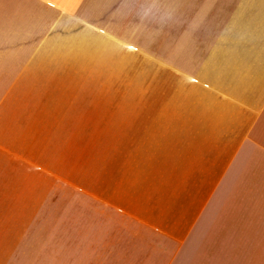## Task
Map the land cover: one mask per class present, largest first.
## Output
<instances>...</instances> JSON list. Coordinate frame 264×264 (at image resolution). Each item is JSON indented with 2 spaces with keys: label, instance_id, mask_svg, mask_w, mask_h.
Masks as SVG:
<instances>
[{
  "label": "crops",
  "instance_id": "obj_1",
  "mask_svg": "<svg viewBox=\"0 0 264 264\" xmlns=\"http://www.w3.org/2000/svg\"><path fill=\"white\" fill-rule=\"evenodd\" d=\"M113 8L0 0V252L30 234L31 192L44 197L47 77L77 75L63 61L92 60L101 40L122 44L106 37ZM218 11L211 40L176 53L167 36L166 67L134 84L143 94L112 137L133 179L56 200L21 264H264V0Z\"/></svg>",
  "mask_w": 264,
  "mask_h": 264
},
{
  "label": "rangeland",
  "instance_id": "obj_2",
  "mask_svg": "<svg viewBox=\"0 0 264 264\" xmlns=\"http://www.w3.org/2000/svg\"><path fill=\"white\" fill-rule=\"evenodd\" d=\"M244 2L111 0L114 8L110 19L114 20L105 29L106 37L123 45L109 42L107 46L106 40H101L90 54L92 60L82 59L76 64L63 61V67L76 66L77 75L56 76L53 81L47 77V115L43 127L46 163L51 170L46 171L44 197L40 192L38 204L36 193L31 192L30 234L14 237L13 250L0 252V264H21L22 248L38 243V214L53 212L59 198L112 195L117 191L118 179H133L132 171H118L117 140L112 137L118 131V117L133 115L134 97L143 94L134 91V84L150 83L151 78L159 75L157 69L166 67L167 36L174 38L176 53L181 52L183 40H211L222 27L212 23L218 9L234 8ZM224 14L228 11L223 10L221 15ZM82 37L78 38L77 50L85 52L81 39L86 42V38ZM87 71L91 74L86 75ZM50 85L54 88L50 89ZM71 86L76 90H68Z\"/></svg>",
  "mask_w": 264,
  "mask_h": 264
}]
</instances>
